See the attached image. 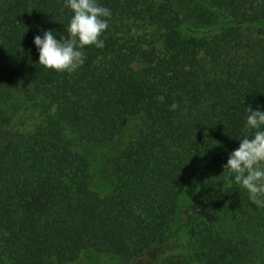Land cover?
<instances>
[{
  "label": "trees",
  "instance_id": "obj_1",
  "mask_svg": "<svg viewBox=\"0 0 264 264\" xmlns=\"http://www.w3.org/2000/svg\"><path fill=\"white\" fill-rule=\"evenodd\" d=\"M98 2L111 10L103 47L85 46L69 73L39 65L32 44L67 35L62 0H0V264L88 249L126 264H264V208L221 167L246 108L264 110V0ZM136 115L102 195L73 145L111 141Z\"/></svg>",
  "mask_w": 264,
  "mask_h": 264
},
{
  "label": "clouds",
  "instance_id": "obj_2",
  "mask_svg": "<svg viewBox=\"0 0 264 264\" xmlns=\"http://www.w3.org/2000/svg\"><path fill=\"white\" fill-rule=\"evenodd\" d=\"M62 7L71 13L65 27L67 35L57 39L52 30H43L32 37V44L39 65L71 73L84 63L85 46L103 47L99 37L108 27L111 10L98 0H62ZM169 107L174 110L177 104L173 102ZM236 138L238 146L221 166L224 179L246 190L251 204L264 208V110L247 107L243 133Z\"/></svg>",
  "mask_w": 264,
  "mask_h": 264
},
{
  "label": "rangeland",
  "instance_id": "obj_3",
  "mask_svg": "<svg viewBox=\"0 0 264 264\" xmlns=\"http://www.w3.org/2000/svg\"><path fill=\"white\" fill-rule=\"evenodd\" d=\"M191 3L184 2L181 9L188 10ZM143 117L136 115L127 119L126 126L116 138L105 143H77L73 147L82 151L90 166L91 178L90 184L100 194L104 195L111 191L113 187V176L111 173V160L115 153L128 140L129 134L133 129L143 125ZM185 198L180 199V206ZM68 264H126L123 258L112 256L106 253H100L94 250H84L79 257ZM161 264H186L177 259L168 260Z\"/></svg>",
  "mask_w": 264,
  "mask_h": 264
}]
</instances>
